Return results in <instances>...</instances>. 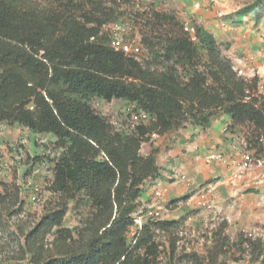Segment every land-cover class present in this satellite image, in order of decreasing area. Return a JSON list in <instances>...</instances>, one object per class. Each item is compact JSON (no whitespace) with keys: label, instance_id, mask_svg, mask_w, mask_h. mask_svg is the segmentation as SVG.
I'll return each mask as SVG.
<instances>
[{"label":"trees","instance_id":"16d2710c","mask_svg":"<svg viewBox=\"0 0 264 264\" xmlns=\"http://www.w3.org/2000/svg\"><path fill=\"white\" fill-rule=\"evenodd\" d=\"M131 4L0 0V123L50 138L55 151L51 160L42 151L31 159L51 174L52 195L37 220L30 217L23 184H0V264H157L159 234L169 238L172 261L179 221L152 215L136 222L148 214L146 185L161 178L157 149L144 155L142 145L188 125L206 130L229 116L228 136L243 134L247 151L264 153L259 78L238 75L204 26L192 24V40L175 11H134ZM263 11L264 0H254L238 13L257 20ZM114 22L137 30L138 57L110 47L106 27ZM94 99L124 100L122 107L132 104L150 119L117 129L94 110ZM70 206L86 211L71 228L64 226ZM226 227L224 222L213 232L208 263L234 249L264 264L261 239L240 234L231 243ZM175 259L205 264L195 253Z\"/></svg>","mask_w":264,"mask_h":264},{"label":"rangeland","instance_id":"374dc122","mask_svg":"<svg viewBox=\"0 0 264 264\" xmlns=\"http://www.w3.org/2000/svg\"><path fill=\"white\" fill-rule=\"evenodd\" d=\"M208 1L211 2V7H214L215 5H218L219 7L220 3L224 5L227 2V0H207V2ZM253 1L254 0H228V2H230L229 5H231L236 12L242 10ZM144 2H146V5ZM184 2L186 1H183V3ZM137 4H140V6L136 7V3H134V5L131 4V9L135 11L144 8L145 6H154V9L156 10H172L177 14L182 13V17L187 23H194L195 20L194 17L191 16L192 12H190V10H188L189 12H185V9L181 7L183 4L176 5L177 2H175V0H146L143 1V3L139 2ZM184 5L187 7L186 3H184ZM211 9L213 10V8ZM262 17L263 19L257 26V31L261 32H263L264 29V11ZM135 35H138L137 30L131 31L127 37L133 38ZM221 49L222 52L225 51L224 47ZM123 104L124 100L105 102L101 99H94L92 101L94 110L106 117L114 126L117 124H125L121 107ZM219 126H222V122H220ZM21 129L22 130H20L16 136L11 138H8L7 136L5 139H2L4 141L3 147L6 156L0 153L2 159L0 163L6 164V166L0 167V184L10 183L14 180L17 184H23L26 202H28L27 208L31 214L30 217L37 220L47 207V204L49 203L47 200H50L52 195L47 189V186H49L51 181V174L45 167L39 166V163H33L31 159L35 156H40V152L42 151L46 152V154L49 152L47 155L51 160L55 154L52 144L54 141H50V138L46 136L36 137L29 135L31 133L28 130ZM5 130H7L5 124L0 123V136H2L1 134ZM223 130H225V128H223ZM237 136L244 138L243 134ZM168 138L169 136H154L153 142L163 139L168 140ZM171 145L172 143H170L168 147H165V149H170ZM146 148L147 144L141 149L143 152H146ZM199 153L201 155L204 154L201 152ZM248 154L251 155V164L253 165L257 164V160L264 159V153L261 154L260 157H257L256 155L254 156L253 151ZM192 156L197 158V169L195 172L197 173V179L189 173V169L187 168L188 165L176 167V174L171 173L167 174V176L162 174V168H160L161 176L164 175L162 181L159 179L155 185H147L142 199L144 208L147 210L148 214H141V217H136L140 222L147 219L148 216L153 215L160 220H176L180 223L177 232H175L174 235L176 239V254L172 261L170 260V254L168 253L169 238L164 234L158 235L157 240L162 245V251L157 264H175L174 261L177 262L175 258L178 256L193 253L197 254L203 263L210 264L208 263V260H205L208 258L207 249L212 247L213 232L218 230L224 222L227 224V227L224 230V235L229 242H235L238 239V236L243 234L245 238L251 240L261 239V243L264 245V206H262V208L259 206L256 210L251 209L252 206L258 203L255 201V199L258 198L251 195L254 200L252 199L247 202V209L245 210L249 211L247 214L244 212V214L242 212L240 213L241 210L236 209L237 204L233 199L229 201V199L225 198L222 202L220 192L216 188L213 189L214 187H210L214 182L211 181V183L208 184L207 182H204L206 179L218 177L220 173L222 174L223 169L218 168L214 171V168L218 163L217 160L208 158L203 160V157L200 155ZM217 156H220V154ZM207 159L210 163H205V161L207 162ZM185 162L190 163V160H186ZM175 163L176 162L174 161V164ZM164 164L167 165V163ZM193 166H195L194 163L192 164V167ZM28 168H30V172L25 176V170ZM239 169H241V167L235 166V170H230L231 172L229 171L230 178L227 181L228 188H235L236 190L238 188L240 190L247 188L242 184H245L246 180L244 177L245 174L242 173L248 171L245 172L244 170ZM164 173L166 174V172ZM233 182L236 184L234 185ZM247 189V191H249V187ZM228 203H234L235 206H228ZM69 208L70 210L64 226L71 228L77 225L78 220L81 216L85 215L86 211L85 209H81L79 210V213H76L71 209V206ZM142 211L143 210H141V212ZM224 251L227 253L219 258L217 264H253L251 256L248 253L244 255L234 249H224Z\"/></svg>","mask_w":264,"mask_h":264},{"label":"crops","instance_id":"0c3cea01","mask_svg":"<svg viewBox=\"0 0 264 264\" xmlns=\"http://www.w3.org/2000/svg\"><path fill=\"white\" fill-rule=\"evenodd\" d=\"M183 1H186L184 3L187 4V7H185ZM175 2H177L176 5L183 4L181 7L185 9V12H189L188 10L192 12L191 16L194 17L195 24L204 26L214 34L221 48L224 47L225 51H223V54L231 60L235 71L242 72L241 76L245 78L257 76L260 80V86L264 88V29L263 32L257 31V26L263 17L256 20V17L252 14L240 15V13H238L239 11L236 12V10L229 5L230 2H228V0L224 5L220 3L219 7L218 5L211 7V2H207V0H175ZM196 4L198 8L194 7ZM211 8H213V10ZM177 15L182 19L183 23H187L186 20L183 19L182 13H178ZM190 24L192 23L190 22ZM125 107L127 106L122 107V111H124ZM220 122H222V126H219ZM229 123L230 117L222 116L213 121L211 126L206 130L188 125L177 135L170 136L168 140L152 141L151 145L147 143L146 152L142 151L145 145L143 144L141 152L144 155H148L152 146L157 149L158 166L162 168V174L165 176L171 173L176 174L175 169L178 166L188 165L187 168L189 169V173L195 178L197 177V173H195L197 169V158L192 155H200L203 157V160L210 154L222 155V159H214L218 162L214 171L218 168H222V174L220 173L218 177L212 179H206L204 183L207 182L208 184L211 183V181L214 182L210 187H214L213 189L216 188L220 192L221 195H219L221 196L220 198H222V202L225 198L229 199V201L233 199L237 204L236 209L241 210L240 213L244 212L247 214L249 211L245 210L247 209V202L253 199L251 195L258 198L255 199V201L258 202L256 204L257 206L254 205L251 209L256 210L259 206L261 208L264 206V159L259 160L258 164H252L250 169L244 170L248 172L242 173L246 175H244L246 179L245 184H242L247 188L249 187V191H247V188H243V190L239 188L237 190L235 188H228L227 181L230 178L229 171L235 170V166H238L241 160V154L236 151L235 146H239L238 142L243 141L242 138L237 141L228 136L226 127ZM5 127H7V130L0 136V150H2L0 153L4 156L6 155L3 147L4 141L2 139H5L7 136L8 138L16 136L19 131L22 130L17 125L9 126L5 124ZM223 128H225V130H223ZM170 143H172L170 149H165ZM199 152L204 154L201 155ZM1 160L0 157V161ZM186 160H190V163L185 162ZM174 161L176 162L175 164ZM164 163H167V165ZM193 163L195 166L192 167ZM205 163L207 162L205 161ZM164 172H166V174ZM164 175L161 176V181ZM156 183L157 181L148 183L147 185L153 186ZM235 184L236 183H234V185ZM228 204V206H235L234 203Z\"/></svg>","mask_w":264,"mask_h":264},{"label":"built area","instance_id":"2783aa9c","mask_svg":"<svg viewBox=\"0 0 264 264\" xmlns=\"http://www.w3.org/2000/svg\"><path fill=\"white\" fill-rule=\"evenodd\" d=\"M131 2L136 3V7H139L137 3H143V1L146 0H130ZM149 2V1H148ZM197 7V5L195 6ZM144 8H141L140 10H143ZM107 30L111 32L110 35V47L114 51H118L123 53L126 56L133 55L135 57H138L141 54V49L139 46V38L135 35L133 38H128V34L131 30V26L128 23H122V22H114L106 27ZM184 31L191 35L192 39H195V29L193 26H190L188 24H184ZM131 39V40H130ZM259 91L264 93L263 87H259ZM123 116L127 120V125H130L132 128L134 126L139 125L140 123H147L150 119V116L142 111L134 110V105L130 104L125 107L123 111ZM117 129H122L124 126L121 124L115 125ZM239 146H236V151L240 152L241 154V161L238 164L239 167H241L242 170H246L251 167V156L248 153H243L241 151V146L243 142H238ZM49 154V152H47ZM208 159H222V156H217V154H210ZM207 159V163L209 162ZM241 164V165H240ZM1 166H6V164H1ZM5 169V168H4ZM138 224H140V221L136 220Z\"/></svg>","mask_w":264,"mask_h":264},{"label":"clouds","instance_id":"9594fccd","mask_svg":"<svg viewBox=\"0 0 264 264\" xmlns=\"http://www.w3.org/2000/svg\"><path fill=\"white\" fill-rule=\"evenodd\" d=\"M196 5H197V4H196ZM196 5H194V7H195ZM195 8H198V5H197V7H195ZM184 24H188V25H190V26H193V25H192L193 23H192V24H190V23H184ZM183 28H184V25H183ZM194 29H195V28H194ZM183 30H184V29H183ZM184 32H185V31H184ZM189 35H190V34H189ZM136 36L139 38L138 35H136ZM190 37H191V35H190ZM195 37H196V32H195ZM191 39H192V38H191ZM192 40H194V39H192ZM237 73H238V75H240V76L242 75V72H237ZM259 87H260V86H259ZM226 128H227V127H226ZM240 138H242V140H243V141H242L243 144H242V146H241V147H242L241 150H243L244 153H250L251 151H247V150L245 149V147H244L245 140H244L243 137H239L238 139H235V140L239 141ZM239 149H240V148H239ZM238 153H239V152H238ZM250 156H251V155H250ZM223 159H225V158H223ZM240 161H241V160H240ZM258 161H259V160L256 161L257 164H258ZM208 163H209V162H208ZM239 163H240V162H239ZM259 163H260V162H259ZM251 165H252V164H251Z\"/></svg>","mask_w":264,"mask_h":264}]
</instances>
